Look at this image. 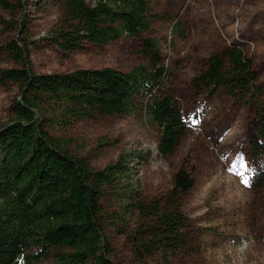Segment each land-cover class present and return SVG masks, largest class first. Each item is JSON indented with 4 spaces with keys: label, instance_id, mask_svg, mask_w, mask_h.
I'll use <instances>...</instances> for the list:
<instances>
[{
    "label": "trees",
    "instance_id": "trees-1",
    "mask_svg": "<svg viewBox=\"0 0 264 264\" xmlns=\"http://www.w3.org/2000/svg\"><path fill=\"white\" fill-rule=\"evenodd\" d=\"M45 1L0 0V10L18 13L30 2ZM61 6V19L49 39L65 55L127 35L141 38L140 52L147 62L130 71L101 67L40 74L32 69L25 23L23 36L5 45L19 66L0 69V84L17 85L19 94L12 120L0 127V264L49 259L54 264H115L108 227L128 236L140 260L157 252L177 254L189 247L191 220L182 205L196 185L190 158L178 169L174 190L162 206L159 201L148 203L136 186L129 154L98 169L71 155L48 131V126L64 129L78 121L142 109L161 132L159 153L173 154L189 125L162 40L143 37L153 19L173 16L154 13L151 0H61ZM0 24L13 27L1 14ZM173 29L186 31L181 21ZM221 90L255 111L258 139L251 153L264 160V86L253 58L241 47L229 46L210 56L194 80L197 96L212 98ZM263 181L264 174L258 185ZM134 215L135 227L128 228Z\"/></svg>",
    "mask_w": 264,
    "mask_h": 264
},
{
    "label": "rangeland",
    "instance_id": "rangeland-1",
    "mask_svg": "<svg viewBox=\"0 0 264 264\" xmlns=\"http://www.w3.org/2000/svg\"><path fill=\"white\" fill-rule=\"evenodd\" d=\"M151 5L154 13L173 16L153 19L143 37L160 38L174 67V85L189 125L178 149L167 157L159 153L161 132L142 109L132 115L78 121L64 129L48 126V131L71 155L98 169L129 154L136 186L148 203L159 201L162 206L174 190L178 169L190 158L196 185L182 205L191 220L189 247L140 260L128 236L108 227L115 264H264V181L258 185L264 160L251 153L258 139L256 113L225 90L212 98L194 91V80L209 57L229 46L241 47L253 58L264 86V0H151ZM62 12L61 0L30 2L18 13L0 10L13 23L9 29L0 24V69L19 66L5 45L23 36L24 23L30 30V60L36 73L101 67L130 71L147 62L140 52L141 38L127 35L108 44H86L65 55L49 39ZM178 21L184 34L173 29ZM18 94L17 85L0 84V127L12 120ZM137 219L134 215L128 228H134ZM33 264H54V260Z\"/></svg>",
    "mask_w": 264,
    "mask_h": 264
}]
</instances>
